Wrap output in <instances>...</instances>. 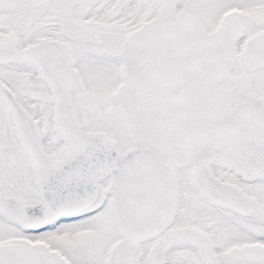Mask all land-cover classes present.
Segmentation results:
<instances>
[{
	"label": "snow or ice",
	"instance_id": "1",
	"mask_svg": "<svg viewBox=\"0 0 264 264\" xmlns=\"http://www.w3.org/2000/svg\"><path fill=\"white\" fill-rule=\"evenodd\" d=\"M0 264H264V0H0Z\"/></svg>",
	"mask_w": 264,
	"mask_h": 264
}]
</instances>
